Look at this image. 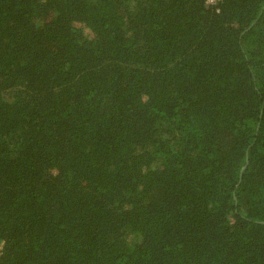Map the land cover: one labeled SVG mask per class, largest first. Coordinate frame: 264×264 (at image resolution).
I'll list each match as a JSON object with an SVG mask.
<instances>
[{
  "label": "trees",
  "instance_id": "trees-1",
  "mask_svg": "<svg viewBox=\"0 0 264 264\" xmlns=\"http://www.w3.org/2000/svg\"><path fill=\"white\" fill-rule=\"evenodd\" d=\"M0 264H264V0H0Z\"/></svg>",
  "mask_w": 264,
  "mask_h": 264
},
{
  "label": "built area",
  "instance_id": "built-area-1",
  "mask_svg": "<svg viewBox=\"0 0 264 264\" xmlns=\"http://www.w3.org/2000/svg\"><path fill=\"white\" fill-rule=\"evenodd\" d=\"M214 2H215V0H208V4H212ZM1 249H2V245H0V252H1Z\"/></svg>",
  "mask_w": 264,
  "mask_h": 264
}]
</instances>
